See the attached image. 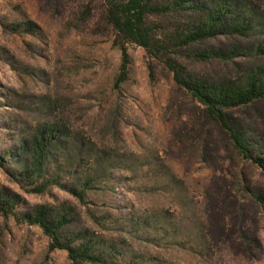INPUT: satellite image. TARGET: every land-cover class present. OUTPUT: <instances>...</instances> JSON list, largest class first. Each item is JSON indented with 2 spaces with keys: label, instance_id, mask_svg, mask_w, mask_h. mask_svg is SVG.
I'll return each mask as SVG.
<instances>
[{
  "label": "rangeland",
  "instance_id": "obj_1",
  "mask_svg": "<svg viewBox=\"0 0 264 264\" xmlns=\"http://www.w3.org/2000/svg\"><path fill=\"white\" fill-rule=\"evenodd\" d=\"M175 1L146 18L159 39L193 34L216 5L251 21L150 52L122 37L105 0H0V196L13 205L0 207V264H74L23 218L37 211L102 255L78 264H264V169L169 65L207 88L264 76V0ZM229 114L264 157V100Z\"/></svg>",
  "mask_w": 264,
  "mask_h": 264
},
{
  "label": "trees",
  "instance_id": "obj_2",
  "mask_svg": "<svg viewBox=\"0 0 264 264\" xmlns=\"http://www.w3.org/2000/svg\"><path fill=\"white\" fill-rule=\"evenodd\" d=\"M108 4L110 17L120 32L122 37L128 42H136L147 48L150 52L158 51V47L187 45L190 41H196L205 36L216 34L217 31L241 32L247 29L250 18H229L227 19V10L220 5H216V9L208 11L206 21L194 30L193 34L186 35L183 38L178 35L177 39L157 38L152 35V30L146 23L149 14L162 12L169 9L168 5L162 4L161 0H105ZM184 0H176L172 5H180ZM188 1V0H187ZM180 41V42H173ZM121 49L124 56V69H126V60L128 51L125 43ZM175 72L176 80L183 84L194 97H196L205 107L206 114L213 121L221 125L227 132L229 139L235 147L242 159L248 160L262 169H264V157L258 155L252 147L251 140L247 134L237 126L232 120L229 111L241 106H248L257 101L264 100V76L260 71H251L244 86L230 87L227 85L212 86L207 88L205 84L199 80L189 81L181 75L178 66L169 64ZM45 132L41 139L36 142L34 148V156L32 166L34 170L42 171L47 159L48 142L45 140ZM47 143V144H46ZM0 207L4 210H11L13 205L8 198L0 196ZM23 218L28 219L31 223L40 225L45 233L51 239V247L53 249H67L70 258L74 264H78L80 259L93 262H100L102 255L93 254L83 245L74 246L71 239L62 241L58 235V229L63 225L62 220L48 219L44 211H37L35 216L25 215Z\"/></svg>",
  "mask_w": 264,
  "mask_h": 264
}]
</instances>
